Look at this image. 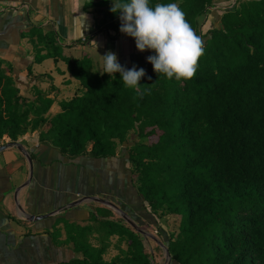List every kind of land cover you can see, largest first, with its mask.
<instances>
[{
  "label": "trees",
  "instance_id": "1",
  "mask_svg": "<svg viewBox=\"0 0 264 264\" xmlns=\"http://www.w3.org/2000/svg\"><path fill=\"white\" fill-rule=\"evenodd\" d=\"M157 2L169 0H150ZM175 2L202 39L191 79L155 73L146 60L154 53L146 49L136 90L119 73L93 70L86 56L63 57L53 33L36 29L35 48L64 62L81 91L47 117L52 100L39 93L27 102L0 63V145L4 136L16 142L37 132L39 144L68 160L122 156L147 217L141 226H152L156 238L165 233L157 240L169 264H264V0ZM110 7V0H89L84 10L96 31L113 40L120 21ZM216 8L222 9L219 25L203 32ZM111 215L94 207L89 223L97 228L65 222L66 243L77 257L61 264H155V253H163L158 243L148 250L144 236ZM173 217L179 218L176 232L158 225ZM53 232L59 235L57 226ZM93 234L107 243L92 246ZM112 237L117 254L106 261Z\"/></svg>",
  "mask_w": 264,
  "mask_h": 264
},
{
  "label": "crops",
  "instance_id": "2",
  "mask_svg": "<svg viewBox=\"0 0 264 264\" xmlns=\"http://www.w3.org/2000/svg\"><path fill=\"white\" fill-rule=\"evenodd\" d=\"M88 1L0 0L1 70L6 76L12 77L19 95L27 102L34 101L39 93L52 100L47 117L58 113L59 103L69 100L81 90L78 82L67 74L64 62L59 58L54 61L50 56L45 57L44 48H35L32 42L38 32L36 29L43 33H53L56 45L62 40L61 54L66 58L74 59L70 54L77 43L74 37H77L79 27L83 26L84 29L92 28L87 33L96 41L95 48L106 46L111 41L122 49L125 45L126 49L120 48L117 56L122 66L132 63L140 54L143 64L145 62L144 52L135 53L137 49L131 37L119 34L110 40L106 33L96 31L91 11L84 10ZM82 33H85L83 29ZM31 36L34 37L31 39ZM37 135V132H33L17 140L25 150L33 154L34 159L33 177L28 186L20 189L15 197L14 191L28 180V164L15 149L0 152V264H61L76 258L77 254L70 245L58 243L65 236H55L53 228L57 226L62 234L74 224L81 227L95 225L89 223L92 209H107V206L85 201L65 213L57 214L55 211L85 196L95 195L118 202L124 209L127 207L135 222L140 226L144 224L143 219L147 217L131 187L125 158L119 155L108 159L81 156L68 160L56 148L39 144ZM6 143L10 141L4 136L1 145ZM15 202L28 215L52 214L47 219L28 222L22 217ZM107 210L112 214L110 220L121 219L111 208ZM140 228L150 233L151 227ZM115 241V237L110 238V246L104 256L106 261L117 254Z\"/></svg>",
  "mask_w": 264,
  "mask_h": 264
},
{
  "label": "clouds",
  "instance_id": "3",
  "mask_svg": "<svg viewBox=\"0 0 264 264\" xmlns=\"http://www.w3.org/2000/svg\"><path fill=\"white\" fill-rule=\"evenodd\" d=\"M109 11L119 18V32L134 40L139 52L150 50L146 60L153 71L168 79L188 80L196 72L197 62L203 54L202 39L196 34L185 13L175 2L150 0H110ZM102 57L103 74L119 73L120 80L127 87L138 90V81L145 76L143 68L126 69L112 52Z\"/></svg>",
  "mask_w": 264,
  "mask_h": 264
},
{
  "label": "rangeland",
  "instance_id": "4",
  "mask_svg": "<svg viewBox=\"0 0 264 264\" xmlns=\"http://www.w3.org/2000/svg\"><path fill=\"white\" fill-rule=\"evenodd\" d=\"M225 9L226 8H224V10ZM216 10L217 11H215V9L212 10V12L210 14H208V16L205 18L204 24L202 26V31L203 32H206V30L210 27V25L211 26L212 25L213 26L219 25L218 24V19H219L220 13H217V12L219 10H222V9L221 8H216ZM82 29L84 30L85 33H82ZM91 30H92L91 27H86L85 29L83 28V26L79 27V29L77 31L78 35H77V37H74V42L75 43L77 42L76 46H75V50H73L72 52L71 51H69V52H71L70 53L71 57H73L74 59H77V57L82 58V55L85 54L84 56H88L89 57V59H90V61L92 63L93 70H96L97 72H102L103 71V60H102L101 56H103L106 52H112L116 56H118L121 47L118 46L117 44H114L115 42L112 44L111 43L112 41H111L106 46L105 45H99L98 48H95L94 46H95L96 41L92 40V38L89 37L88 34H90V33H87V32H89ZM99 34H101V33H99ZM99 34H97V35H99ZM83 36L85 38H81ZM83 40H85V42ZM61 42H62V40L60 42H58V44H59L58 45V51H57L58 53H62V47L60 45L63 42L62 43ZM109 44H112L111 46L114 49L113 51H112V47L111 46L109 47ZM125 49H126V47L124 45L123 49L121 48V50H125ZM135 53L140 54V52H137V51H135ZM124 54H125V52H124ZM131 62L132 63L123 65V67L128 69V68H132L135 65L137 68H142V64H143L142 55L141 54L137 55L135 57L134 61H131ZM67 74L69 75V73H67ZM153 139L154 138H151L149 141L153 142ZM93 204H98V203H93ZM107 209H110V208L107 207ZM178 223H179V218L178 217H173L172 219H169L167 221L159 220L158 225L161 226L162 229L168 231L169 233H172V232H176L177 227H178ZM97 226L98 225H94L93 227L97 228ZM150 227H151V229H149V232L153 233L154 231L152 229V226H150ZM136 233H138V232H136ZM164 234L163 233H161V234L157 233L156 236H157V238L159 240H161L160 238H163ZM62 235H64L65 238H61V241H58V243L59 244H63V245H67L66 240L68 238V233L65 232V233L61 234V232H60L59 235H57V236L60 237ZM153 235L155 236L154 233H153ZM87 241H88L89 244H91L92 246H95V247H98V246H101V245L107 243V241H105L103 239V237L96 236L95 234L89 236L87 238ZM155 244H156V242H154V241H152L150 239L145 240V245H146L148 250L152 249ZM68 245H70L72 250H73L72 244L68 243ZM162 250H163V253H161V254L160 253L159 254L155 253V264H166V257H165L164 249H162Z\"/></svg>",
  "mask_w": 264,
  "mask_h": 264
},
{
  "label": "water",
  "instance_id": "5",
  "mask_svg": "<svg viewBox=\"0 0 264 264\" xmlns=\"http://www.w3.org/2000/svg\"><path fill=\"white\" fill-rule=\"evenodd\" d=\"M9 148L15 149L23 155V157L25 158V160L28 164V172H29L28 180L21 187H19L18 189H16L14 191V197H15L17 192L20 189L27 187L29 182L31 181V179L33 177V165H32V159L30 157L29 151L25 150L17 141L6 143L4 145H0V152L4 151L6 149H9ZM85 201H92V202L102 204V205H105V206L111 208L134 231L138 232L140 235L144 236L146 239H150V240L158 243V245L162 249H164V253H165V257H166V264L170 263L171 260L169 258V254H168V251L166 249V246L163 243H161L159 240H157V238L155 236H153L152 234L143 232V230L140 228V225L133 220L132 215L127 210V207H126V209H124L118 202L112 201L111 199H107L104 197L102 198V197H95V195H89V196H85L82 199L77 200L73 203H70L67 206L63 207L62 209H58V211H55V212H57V214L65 213L66 211H68L74 207L79 206L80 204H82ZM15 204H16V207H18V210L21 212L22 217H24L25 221H28V222L34 223L36 221H41V220L49 218L50 214H52V213H45L43 215H34V214L28 215L29 213H27L25 210H23L16 202H15ZM129 210L131 211L132 209H130V207H129Z\"/></svg>",
  "mask_w": 264,
  "mask_h": 264
}]
</instances>
